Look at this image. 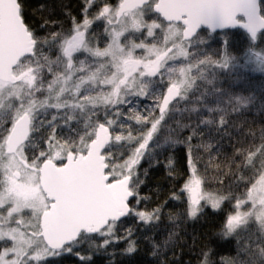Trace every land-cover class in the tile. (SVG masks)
<instances>
[{"label": "snow or ice", "instance_id": "1", "mask_svg": "<svg viewBox=\"0 0 264 264\" xmlns=\"http://www.w3.org/2000/svg\"><path fill=\"white\" fill-rule=\"evenodd\" d=\"M231 29L246 35L240 52ZM248 73L264 75V0H83L67 27L38 29L23 0H0V264H116L121 242L131 255L141 239L158 257L148 230L169 201L192 220L231 208L223 245H204L197 264H264V123L245 119L264 98L224 86ZM178 150L187 178L149 208V171L179 181Z\"/></svg>", "mask_w": 264, "mask_h": 264}, {"label": "trees", "instance_id": "2", "mask_svg": "<svg viewBox=\"0 0 264 264\" xmlns=\"http://www.w3.org/2000/svg\"><path fill=\"white\" fill-rule=\"evenodd\" d=\"M23 2L28 22L38 29L40 23L45 19L56 21L58 24L67 27L70 16H79L83 0H23ZM227 34L232 50L240 52L246 45L247 38L237 31ZM223 38L222 34H214L212 40L209 41L211 50L219 49ZM224 86H231L233 91H242L245 94L253 91L258 98H264V75L260 73H248L244 81H225ZM245 119L253 126L258 127L264 123V113H261L259 109H253L245 115ZM223 147L225 152H231V145L227 140L223 142ZM203 155L207 159V154ZM183 157V151L178 150L175 164L181 176L179 181H171L166 175L164 167L153 168L149 171L145 184L141 188L142 195L151 197L148 203L149 208L157 204H164V201L169 199L173 187L181 186L183 180L187 178ZM146 167L148 165L145 162L142 164V168ZM216 171L215 164L209 165L207 176L212 190L216 189ZM185 210L186 204L183 201H169L164 206V214L159 227L148 230L149 235L162 245L161 254L158 257L151 255V245L143 239H141L135 253L121 255L120 253L125 246L121 242L116 248L117 255L114 257L116 264H161V262L163 264H197V256L204 245H211L213 248H216L218 244L223 245V240L217 236V232L224 218V213L231 211L228 204L223 205L222 210L218 211L208 208L203 215L195 220L187 218L183 214ZM169 213L179 214L178 219L170 220L168 218ZM169 233H174V235L168 245L163 246V241L168 240ZM219 255L228 257L234 255V252L231 246L224 245L219 248ZM94 261L95 264H109V257L100 254L94 257ZM59 264H78V261L75 257L65 256L59 260Z\"/></svg>", "mask_w": 264, "mask_h": 264}, {"label": "bare ground", "instance_id": "3", "mask_svg": "<svg viewBox=\"0 0 264 264\" xmlns=\"http://www.w3.org/2000/svg\"><path fill=\"white\" fill-rule=\"evenodd\" d=\"M226 31H227V33H234L235 31H237V32L241 33L244 37H246L243 30H240V29H235L234 31H232V30H226ZM216 34H220V33H216Z\"/></svg>", "mask_w": 264, "mask_h": 264}, {"label": "water", "instance_id": "4", "mask_svg": "<svg viewBox=\"0 0 264 264\" xmlns=\"http://www.w3.org/2000/svg\"><path fill=\"white\" fill-rule=\"evenodd\" d=\"M232 31H234L235 29H231Z\"/></svg>", "mask_w": 264, "mask_h": 264}]
</instances>
